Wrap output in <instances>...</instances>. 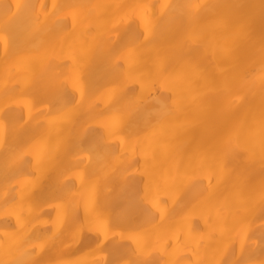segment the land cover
Segmentation results:
<instances>
[{
  "label": "bare ground",
  "instance_id": "1",
  "mask_svg": "<svg viewBox=\"0 0 264 264\" xmlns=\"http://www.w3.org/2000/svg\"><path fill=\"white\" fill-rule=\"evenodd\" d=\"M186 2L216 6L198 25L254 21L210 69L216 80L238 85L261 38L259 0H0V259L19 258L28 241L59 235L61 217L84 228L79 241L61 229L58 242L35 249L38 258L264 264V210L254 199L264 183V92L243 90L241 106L227 111L195 75L161 82L160 58L167 57L162 70L169 76L185 68L181 53H170L168 6ZM41 3L49 12L53 3L81 7L75 19L60 11L36 31L25 6ZM130 101L139 108L128 110ZM237 127L240 147L226 151L228 175L216 186L193 158Z\"/></svg>",
  "mask_w": 264,
  "mask_h": 264
},
{
  "label": "snow or ice",
  "instance_id": "2",
  "mask_svg": "<svg viewBox=\"0 0 264 264\" xmlns=\"http://www.w3.org/2000/svg\"><path fill=\"white\" fill-rule=\"evenodd\" d=\"M20 5H17L19 8ZM32 9V24L36 31H44L48 27L49 16L56 17L60 11L69 12L75 19L74 9L81 7L70 3L56 4L51 6L52 11L49 12L48 7L45 4H39L38 6L26 5ZM96 8L103 7L102 5L94 6ZM172 9L170 24V36H171V49L170 53H181L179 59L181 63L185 65L184 71L169 76L162 69L167 63V57L159 59L157 64V71L160 73V80L163 84H167L170 80L182 79L187 82L192 75L197 76L205 84L207 94L212 96L221 106L223 110L233 111L238 109L244 100L243 90L259 87L264 92V0H259V8L261 12V38L258 46V50L254 49V55L251 59V68L247 71L242 78L239 79L238 85L234 84L230 80H216L211 67L217 65V61L228 55L229 43H235L242 36H247L254 27V21L249 18L246 20L236 21L234 23L219 24H196L194 23L202 13H207L215 9V5L209 3H181L168 6ZM38 8V10H37ZM7 15H11L9 12ZM56 26L60 27V21H56ZM150 33V29H146ZM226 33V35H221ZM147 39V37H145ZM7 50V43L5 45ZM129 55H134V51ZM81 96H83V90L80 89ZM179 99V98H178ZM139 104L136 101H130L127 105L128 110H135L139 108ZM112 131L115 133L121 122V115L117 112L111 117ZM54 122V121H53ZM254 130H250L253 132ZM5 129L3 125H0V145L3 144ZM241 129L239 127L233 130L231 136L220 144L214 147L207 148L201 151L193 158L194 168L199 170V174L211 175L213 177L216 186L223 184L228 175L224 168V156L226 151L240 147ZM259 139L262 159H264V112L261 113L259 121ZM97 164L103 165L104 158L98 157ZM209 186H212L210 181ZM89 192L95 193V185L89 186ZM258 198L260 207L264 210V183L261 184L258 194H254V199ZM91 204V201H90ZM233 207H236L234 204ZM161 212L165 211L160 209ZM102 222V218H98ZM19 220V217H18ZM57 234H53L45 238L42 243H32L28 241L26 245L19 251V258L12 259H0V264H64L61 260H44L39 257V252L35 249H39L42 252L46 245L55 244L63 236L64 231L71 234L73 243H76L80 239L81 233L84 228L72 227L66 225L63 218L58 217L56 222ZM264 227V226H262ZM63 229L64 231H61ZM241 235H244L242 232ZM107 230L105 225L104 238L107 239ZM134 236H129V239H134ZM100 242L98 241V244ZM5 255L10 253L7 249L4 250ZM75 264H83V262H75ZM127 264H145V261L136 259L130 260ZM205 264H215V262L207 261ZM232 264H244L243 261H233Z\"/></svg>",
  "mask_w": 264,
  "mask_h": 264
}]
</instances>
